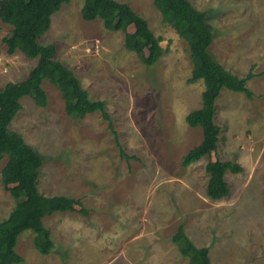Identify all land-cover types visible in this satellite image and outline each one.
Here are the masks:
<instances>
[{"label":"rangeland","instance_id":"1","mask_svg":"<svg viewBox=\"0 0 264 264\" xmlns=\"http://www.w3.org/2000/svg\"><path fill=\"white\" fill-rule=\"evenodd\" d=\"M128 2L160 38L163 52L145 64L124 46L123 30L81 15L83 0L62 3L52 14L41 43L53 42L93 99H102L116 129L101 113L74 118L48 79L46 105L31 95L9 124L43 156L38 188L66 194L88 208L55 211L44 217L54 241L48 253L19 235L23 260L12 264H189L170 236L178 224L193 242L209 248L214 264H264V0H190L206 14L214 32L209 50L233 73L247 80L252 95L222 87L215 100L217 148L187 165L184 153L202 138L200 126L185 120L201 105L202 79L189 80L192 61L187 41L162 19L154 0ZM11 25L0 19V87L25 78L37 57L8 52L3 37ZM219 157L239 162L226 170L229 193L206 194L205 163ZM0 219L15 204L1 181Z\"/></svg>","mask_w":264,"mask_h":264},{"label":"trees","instance_id":"2","mask_svg":"<svg viewBox=\"0 0 264 264\" xmlns=\"http://www.w3.org/2000/svg\"><path fill=\"white\" fill-rule=\"evenodd\" d=\"M69 0H0V19L11 25L3 37L8 52L16 49L28 57H37L27 76L17 81H7L0 87V160L7 154L1 167V181L15 199L8 214L0 219V264H12L23 260L16 250L17 239L25 229L33 231L32 242L42 253H48L54 241L43 217L55 211L79 210L87 214L88 208L80 198L66 194H44L38 188V175L44 156L23 135L9 128V124L21 108V97L28 94L39 105H46L47 94L42 85L48 79L64 99V108L74 118L99 111L107 120L114 134L120 154H128L120 146L116 129L105 101L93 99L74 71L56 56L53 42L41 43L38 38L51 24L52 14ZM162 19L171 24L188 44L192 61L189 80L202 79L201 105L186 113L185 120L191 126H200L201 140L183 155L181 163L187 165L217 148L219 125L214 120L215 100L222 87L242 91L247 96L252 90L247 80L254 75L252 69L243 76L228 70L216 60L209 47L214 32L206 14L190 0H154ZM81 15L86 20L102 19L103 26L111 30H123L124 46L134 51L145 64H153L163 52L160 38L151 30L147 20L128 2L122 0H83ZM208 172L206 194L212 199L229 193L225 179L226 170L237 172L239 162L216 157L204 165ZM181 255L189 264H214L209 248L197 245L186 233L180 222L170 236Z\"/></svg>","mask_w":264,"mask_h":264},{"label":"crops","instance_id":"3","mask_svg":"<svg viewBox=\"0 0 264 264\" xmlns=\"http://www.w3.org/2000/svg\"><path fill=\"white\" fill-rule=\"evenodd\" d=\"M45 217V216H44ZM44 217H43V219H44ZM44 221V220H43ZM51 232V231H50ZM53 240V239H52ZM173 242V241H172ZM176 248H177V250H178V247H177V245H176ZM179 251V250H178ZM180 253V252H179Z\"/></svg>","mask_w":264,"mask_h":264}]
</instances>
